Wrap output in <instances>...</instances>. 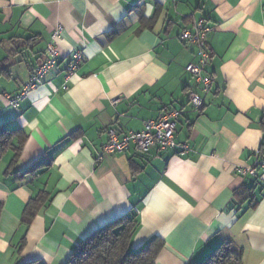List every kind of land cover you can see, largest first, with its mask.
Wrapping results in <instances>:
<instances>
[{
  "label": "crops",
  "instance_id": "crops-1",
  "mask_svg": "<svg viewBox=\"0 0 264 264\" xmlns=\"http://www.w3.org/2000/svg\"><path fill=\"white\" fill-rule=\"evenodd\" d=\"M200 19L211 27L207 93L187 71L198 47L179 39ZM58 26L59 68L9 107L6 95L46 59ZM74 50L84 62L64 90ZM171 109L181 112L175 137L187 154L131 147L102 157L110 129L141 132ZM1 127L28 138L15 167L12 150L0 162V264H18L19 254L64 264L87 235L127 213L136 215L133 249L163 240L156 264H200L227 242L244 264H264V171H235L264 155V0H0ZM37 196L46 201L26 228Z\"/></svg>",
  "mask_w": 264,
  "mask_h": 264
},
{
  "label": "built area",
  "instance_id": "built-area-1",
  "mask_svg": "<svg viewBox=\"0 0 264 264\" xmlns=\"http://www.w3.org/2000/svg\"><path fill=\"white\" fill-rule=\"evenodd\" d=\"M210 31L211 27L208 26L207 21L200 19L195 22L192 28L184 29L179 35L180 41L185 45H195L198 47V61L189 64L187 71L203 86L205 93L211 90L213 83L211 76L206 72V67L211 59V52L207 43ZM62 32L63 28L58 26L52 33L46 60L30 73L29 82L24 86L21 93L16 96L6 95L5 98L9 107L18 109L29 93L43 84L49 73L57 71L60 64V54L56 40L61 37ZM83 62L84 54L82 50H74L70 53L64 74V90L69 89V83L77 75ZM189 99L194 110L198 111L203 106V98L199 94L190 91ZM180 117L181 112L179 110H167L160 119L145 123L143 131H129L122 137H120L117 130L110 129L108 133L109 139L103 147L102 157L104 155L124 153L131 147H134L135 151L141 154L148 153L153 147L161 150H179L182 155L187 154L189 151L188 144L177 143L175 137V129ZM235 171L241 177L256 176L258 171H264V155L259 158L255 166H239L236 167Z\"/></svg>",
  "mask_w": 264,
  "mask_h": 264
},
{
  "label": "trees",
  "instance_id": "trees-1",
  "mask_svg": "<svg viewBox=\"0 0 264 264\" xmlns=\"http://www.w3.org/2000/svg\"><path fill=\"white\" fill-rule=\"evenodd\" d=\"M33 70H31V72ZM21 91L16 95L20 94ZM203 106L198 111H202ZM27 138L28 134L21 129L9 130L5 127H1L0 162L6 152L8 150H12L14 152V156L11 167H15ZM42 164L49 165L50 162H38L36 165L43 166ZM18 173L19 172L17 171L13 174L17 175ZM245 194L248 195L246 190L238 192V195L241 196H244ZM44 198L45 196H37L34 199H31V201L26 205L22 216V224L26 228H29L36 218L37 212L46 201ZM3 208L4 205L2 201H0V220ZM136 232L137 222L135 213L124 214L123 216L118 217L117 219L101 226L87 235L74 248L70 257L64 264H156L158 256L164 247L163 240L160 238H154L144 246L138 249H133L132 240ZM18 251V253H20L21 246ZM17 262L18 264H45L40 261L24 260L20 257V254L18 255ZM200 264H244L243 251L231 242L223 243L211 251Z\"/></svg>",
  "mask_w": 264,
  "mask_h": 264
}]
</instances>
